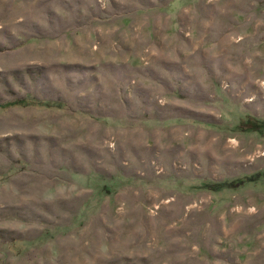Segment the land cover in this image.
I'll list each match as a JSON object with an SVG mask.
<instances>
[{
  "label": "rangeland",
  "instance_id": "rangeland-1",
  "mask_svg": "<svg viewBox=\"0 0 264 264\" xmlns=\"http://www.w3.org/2000/svg\"><path fill=\"white\" fill-rule=\"evenodd\" d=\"M0 264H264V0H0Z\"/></svg>",
  "mask_w": 264,
  "mask_h": 264
}]
</instances>
